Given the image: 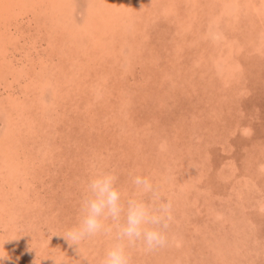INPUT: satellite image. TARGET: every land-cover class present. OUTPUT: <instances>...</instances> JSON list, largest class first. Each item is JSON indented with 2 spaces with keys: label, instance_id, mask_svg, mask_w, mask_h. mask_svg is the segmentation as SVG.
I'll list each match as a JSON object with an SVG mask.
<instances>
[{
  "label": "rangeland",
  "instance_id": "obj_1",
  "mask_svg": "<svg viewBox=\"0 0 264 264\" xmlns=\"http://www.w3.org/2000/svg\"><path fill=\"white\" fill-rule=\"evenodd\" d=\"M115 1L0 0V264H103L63 237L99 171L173 201L131 264H264V0Z\"/></svg>",
  "mask_w": 264,
  "mask_h": 264
},
{
  "label": "clouds",
  "instance_id": "obj_2",
  "mask_svg": "<svg viewBox=\"0 0 264 264\" xmlns=\"http://www.w3.org/2000/svg\"><path fill=\"white\" fill-rule=\"evenodd\" d=\"M118 180L112 171H99L88 178L80 219L63 236L70 246H78L98 235L114 233L115 242L106 250L103 264H131L129 248L137 245L146 253L167 247L174 221L173 201L161 196L149 176L133 175L131 185L137 195L126 199ZM6 258L0 251V262Z\"/></svg>",
  "mask_w": 264,
  "mask_h": 264
},
{
  "label": "bare ground",
  "instance_id": "obj_3",
  "mask_svg": "<svg viewBox=\"0 0 264 264\" xmlns=\"http://www.w3.org/2000/svg\"><path fill=\"white\" fill-rule=\"evenodd\" d=\"M116 1H118V3H119L121 0H116ZM116 1H115V2H116ZM122 1H124V0H122ZM111 2H114V1H111ZM126 2H128V1H126ZM122 3H123V2H122ZM110 5H111V3H110ZM117 5H118V4H117ZM113 7H114V6H113ZM116 7H117V6H116ZM6 17H7V16H6ZM132 19H133V18H132ZM1 70H2V69H1ZM2 71H3V70H2ZM2 71H1V72H2ZM78 74H79V73H78ZM2 76H3V75H2ZM57 76H58V75H57ZM57 76H56V77H57ZM78 82H79V81H78ZM79 93L81 94V92H79ZM80 94H79V95H80ZM31 99H32V98H31ZM14 118H15V117H13V119H14ZM81 118H82V117H81ZM13 119H12V120H13ZM83 120H85V119H83ZM93 120H94V119H93ZM86 123H87V122H86ZM9 124H10V123H9ZM11 126H12V125H10L9 127H11ZM24 134H25V133H24ZM24 134H23V135H24ZM74 134H75V133H74ZM17 135H18V134H17ZM25 137H26V136H25ZM11 138H13V137H11ZM29 138H30V137H29ZM24 140H25V139H24ZM13 187H14V186H13ZM11 195H12V194H11ZM17 198H18V197H17ZM33 221H34V220H33ZM3 234H4V233H3ZM9 237H13V236H9ZM2 240H3V239H2ZM2 240H0V241H2ZM0 248H2V249L4 248V247H3V243H2V247H1V244H0ZM2 249H1V251H2ZM16 263H17V262H16ZM14 264H15V263H14Z\"/></svg>",
  "mask_w": 264,
  "mask_h": 264
}]
</instances>
